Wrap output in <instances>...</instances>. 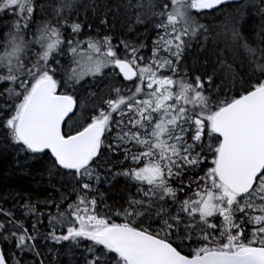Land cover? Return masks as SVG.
Listing matches in <instances>:
<instances>
[{
  "label": "snow or ice",
  "instance_id": "1",
  "mask_svg": "<svg viewBox=\"0 0 264 264\" xmlns=\"http://www.w3.org/2000/svg\"><path fill=\"white\" fill-rule=\"evenodd\" d=\"M8 153L0 264H264V0H0Z\"/></svg>",
  "mask_w": 264,
  "mask_h": 264
},
{
  "label": "trees",
  "instance_id": "2",
  "mask_svg": "<svg viewBox=\"0 0 264 264\" xmlns=\"http://www.w3.org/2000/svg\"><path fill=\"white\" fill-rule=\"evenodd\" d=\"M234 7L235 5H230L226 8H223L222 11L226 14L227 12L231 11ZM223 19L224 16L220 13H213V16L208 17V22H211L214 25H220L223 22ZM259 25V16H255L249 21V30L253 36H255V32L259 30ZM85 31H87V29H85ZM85 38L86 37H81V39ZM82 47L86 48V45ZM189 63H191V60H189ZM86 79L90 80L91 78L86 77ZM101 87L104 86L101 85ZM40 167L41 165L33 163L27 169H20L16 165V161L13 157V154L8 153L5 155H0V195H3L9 191L21 190L25 191L26 195L28 194V192H30L33 197H38L41 200L45 199V197L52 192V189L48 186L49 181L46 175L43 177V179H41L39 172ZM53 183H55V181H53ZM56 186L59 187V184H57ZM124 187L125 183L123 179L120 178L119 182L116 183V186L113 189V199L120 200L121 197L125 195L123 191ZM133 191H135V189H133ZM109 203H112V200H109ZM8 206L10 205H5V207ZM0 246L1 248L4 247L3 245Z\"/></svg>",
  "mask_w": 264,
  "mask_h": 264
},
{
  "label": "water",
  "instance_id": "3",
  "mask_svg": "<svg viewBox=\"0 0 264 264\" xmlns=\"http://www.w3.org/2000/svg\"><path fill=\"white\" fill-rule=\"evenodd\" d=\"M0 248H1V246H0Z\"/></svg>",
  "mask_w": 264,
  "mask_h": 264
}]
</instances>
